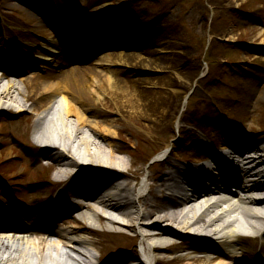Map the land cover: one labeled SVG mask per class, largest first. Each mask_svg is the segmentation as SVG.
<instances>
[{
    "label": "bare ground",
    "instance_id": "1",
    "mask_svg": "<svg viewBox=\"0 0 264 264\" xmlns=\"http://www.w3.org/2000/svg\"><path fill=\"white\" fill-rule=\"evenodd\" d=\"M64 40L73 45L67 37ZM48 42L50 45L42 46L41 51L25 55L27 60L17 56L12 65L3 69V80L11 79L0 90V111L30 116L31 143L22 142L13 133L9 140L19 146L38 147L42 157L57 165L55 181L65 183L73 179V187L63 215H49L47 222L37 221L26 227L21 221L32 220L26 209L10 212L9 222L0 216V240L6 238L14 244L13 238L19 239L26 249L44 250L46 254L34 258L25 253L7 256L0 253V264H123L132 260H136L133 264H264V140L247 139L244 152L222 135L208 137V144L190 137L179 127L181 143L168 145L162 153L165 168L157 174L149 172L146 177L149 183L140 182L141 169L132 170L134 162L128 164L122 158L127 154L123 151L128 141L118 138V129L112 124L123 121L154 124L167 114L169 103L179 92L174 90L171 97H163L159 88L154 96L144 89L139 93L133 91L130 78L162 72L160 67L151 68L150 61L137 52L119 48L85 64L82 60L98 50L94 44L81 54L67 52L59 58L61 49ZM118 44L119 39H113L108 47L113 49ZM28 61L31 62L28 64ZM30 64L39 65L45 71L46 79L32 90L38 89L50 98L47 106L27 105L32 94L25 95L20 83L25 80L22 73ZM102 69L107 74L104 79L97 75ZM115 73L130 78L121 83L113 78ZM186 86L187 83L183 89ZM18 96L26 103H20ZM7 101L12 104L8 105ZM92 104H101V109L93 115L100 120L96 125H87L83 108ZM56 107L61 111L57 113ZM145 127L148 134L154 131L152 126ZM244 133L249 135L247 131ZM201 153L209 156L211 165L193 169L203 176V181L192 180V192L186 193L178 188V182L190 178L187 174L192 167L180 165L177 160L185 155L195 161ZM77 167L80 170L73 173ZM243 182L245 189L241 186ZM218 190L226 194L217 207V213L224 216L219 223L205 217L198 204L203 196ZM173 192L178 198L173 197ZM251 203L257 206L258 218L249 208ZM82 204L94 207V215L112 210L117 221H108L105 228L99 229L90 209ZM169 206L174 211L167 218L163 213ZM48 221L55 226H62L66 221L76 225L58 236L57 242H52L56 246L54 250L48 247L49 238L54 237L48 236L52 232ZM98 232L108 237L119 235L129 242L112 246L114 254L103 258L102 249L98 250L96 243L85 237ZM34 236L42 238L35 240ZM185 237H193L195 242L185 245L175 241ZM137 239L140 240L139 254L133 244ZM60 245L66 249L64 252L59 251ZM173 247L180 251L172 259L158 257ZM94 250L98 251V257ZM51 251L55 252L53 256Z\"/></svg>",
    "mask_w": 264,
    "mask_h": 264
},
{
    "label": "rangeland",
    "instance_id": "2",
    "mask_svg": "<svg viewBox=\"0 0 264 264\" xmlns=\"http://www.w3.org/2000/svg\"><path fill=\"white\" fill-rule=\"evenodd\" d=\"M65 37L73 45L65 43ZM113 39H119L120 44L111 49L108 46ZM48 40L63 52L59 58L67 52L81 54L94 44L98 50L82 60L85 64L119 48L137 52L150 61L151 68L160 67L162 72L137 78L115 73L114 79L124 83L130 78L133 91L144 89L150 96L159 92L158 88L163 97L179 92L169 103L167 114L154 124H112L118 129V138L128 141L123 151L128 155L122 158L128 164L134 162L132 170L141 169L140 182L149 183V172L157 174L165 168V159L159 161L168 145L179 142V127L208 144V137L222 135L244 152L247 139L264 140V0H0V65H12L17 56L27 60L25 55L50 45ZM44 72L39 65L30 64L22 73L25 80L20 84L26 94H32L27 105H48L50 98L32 90L46 79ZM97 75L100 79L107 76L104 69ZM101 107L92 104L83 108L87 125L97 124L100 118L93 115ZM198 118L206 125L198 124ZM145 126L154 131L148 134ZM11 133L31 143L30 116L0 111V216L7 221L13 210L26 209L33 221L27 222L34 225L47 222L49 215H63L73 179L56 182L55 162L42 157L35 145L12 143ZM177 163L211 165L206 153L195 161L183 155ZM78 170L80 167L74 168L73 173ZM61 225L66 231L76 226L71 221ZM85 237L102 249L103 258L114 254L112 246L129 242L121 236L99 233ZM194 239L175 241L189 245ZM133 244L139 254L140 240ZM179 251L173 247L158 257L170 260ZM93 252L98 257V251ZM44 255V250L33 251L29 257Z\"/></svg>",
    "mask_w": 264,
    "mask_h": 264
},
{
    "label": "trees",
    "instance_id": "3",
    "mask_svg": "<svg viewBox=\"0 0 264 264\" xmlns=\"http://www.w3.org/2000/svg\"><path fill=\"white\" fill-rule=\"evenodd\" d=\"M197 122H198V124H200V125H206V124H205L206 122H204V120L201 119V118H198V119H197Z\"/></svg>",
    "mask_w": 264,
    "mask_h": 264
}]
</instances>
